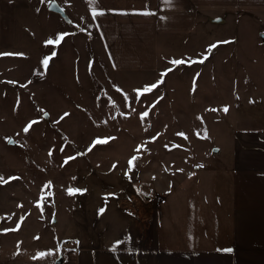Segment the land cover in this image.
Returning <instances> with one entry per match:
<instances>
[{
	"label": "rangeland",
	"instance_id": "rangeland-1",
	"mask_svg": "<svg viewBox=\"0 0 264 264\" xmlns=\"http://www.w3.org/2000/svg\"><path fill=\"white\" fill-rule=\"evenodd\" d=\"M56 1L69 20L47 0H0V53L23 54L0 56V176L8 181L0 183V259L17 263H43L34 259L42 250L51 253L42 260L57 261L81 243L115 244L113 233L130 221L127 206H206L227 186L237 131L264 124V12L162 36L158 66L137 70L114 65L88 0ZM59 33L70 35L58 46L45 43ZM54 50L45 70L42 61ZM177 59L186 62L171 63ZM170 68L137 99L135 90ZM203 129L206 139L196 135ZM133 155L139 159L126 175ZM69 187L85 191L69 195ZM22 216L19 230L5 231Z\"/></svg>",
	"mask_w": 264,
	"mask_h": 264
},
{
	"label": "crops",
	"instance_id": "crops-1",
	"mask_svg": "<svg viewBox=\"0 0 264 264\" xmlns=\"http://www.w3.org/2000/svg\"><path fill=\"white\" fill-rule=\"evenodd\" d=\"M149 3L147 8L99 9L104 14L95 21L117 68H156L160 38L192 35L199 21L226 24L245 11L264 12V0ZM145 10L155 14H140ZM216 17L222 21L210 20ZM234 142L231 171L223 179L227 186L206 206H127L125 231L113 233L114 242H125L115 251L114 244L81 243L57 261L54 255L47 261L39 258L43 263L1 258L0 264H264V124L240 129Z\"/></svg>",
	"mask_w": 264,
	"mask_h": 264
},
{
	"label": "snow or ice",
	"instance_id": "snow-or-ice-1",
	"mask_svg": "<svg viewBox=\"0 0 264 264\" xmlns=\"http://www.w3.org/2000/svg\"><path fill=\"white\" fill-rule=\"evenodd\" d=\"M42 2H43V0H42ZM47 2H48V4H49V6H53V7H57V8H59V5H57V4L55 3V0H47ZM162 2H163L166 6H170V5L172 4V0H162ZM88 3H89L90 6H91V12H92V17H93V19H95V18H96L97 16H99V15H103V14H104V12H103L102 10H98V9H99L98 0H88ZM59 10L62 11L63 9H59ZM140 14H142V15H154L155 13H152V12H150V11L145 10V11H143V12L140 13ZM68 35H70V33H59V34H57V36H56L55 39H53V38H49L45 43H46L47 45H56V46H58V45L61 44V42L64 40V38H65L66 36H68ZM221 43H227V42L225 41V42H221ZM216 46H217L216 44L210 45V46L208 47V49H207V52L210 54L211 51H212V49H214ZM56 54H57V53H56V51L54 50V51L51 52L50 56L45 57V58L43 59V61H42V65H43V68H44L45 70H46L47 67H48V64H49L50 59H51L52 57H55ZM5 55H23V54H22V53H0V56H5ZM206 58H207V57L204 56L202 59H199V60H189V61H187V62H190V63H203V62H204V59H206ZM185 62H186V61H184V60H182V59H177V60H173V61H171V63L174 64V65H180V64H183V63H185ZM170 71H172L171 68H170V69H167L164 73H161V79H160V80H158L156 83H153V84H151V85H146V86H144L143 89H142V91H141V90H135V91L137 92V99H138L139 96L142 95L143 93H149V92H152L153 89L157 88L159 84L163 83V76L167 75V72H170ZM13 83H15V82H13ZM250 102H251V101H250ZM154 106H155V104L152 105V107H154ZM210 110H211V111H217V109H210ZM222 110H223L225 113H227V112L229 111V107H228V106H224V107L222 108ZM45 115H47V113H45ZM67 115H69V114H68V113H65V114H64V116H67ZM148 115H149V112H148V111H144L143 113H141V119L147 117ZM61 119H63V117H61ZM198 119H201V120H202V117H198ZM38 122H39L38 120H33V121L29 122V124L25 126V128L23 129V131H24L25 133H27V132L29 131V129L32 127V125H34V124H36V123H38ZM202 132H203V134H201V132L198 131V132L196 133V135H197L198 137L202 138V139H206V138H208V136H207V130H206V129H203ZM178 135L184 136V138L187 139V137H186L185 134H183V133H178ZM111 139H115V138H114V137H111V138H105V139H99V138H98L97 140H95V141L93 142V145H92V146L94 147L96 144L107 143L108 140H111ZM152 139L155 140V137L152 138ZM143 147H144L143 145H139V146H137V148H136L134 151L139 152L140 149L143 148ZM176 147H180V146L177 145ZM89 150H91V148H90ZM74 158H75V157H69L68 159L70 160V159H74ZM138 159H139V157H138L137 155H133V156L129 159V161H128V165H129V166H128V169H127V171H126V173H125L126 175H127L128 173H130V172L133 171V168H134V166H135V165H134V162L137 161ZM113 167H115V165H113ZM197 167H203V165H197ZM178 171H182V170H178ZM9 179H16V178H15V177H12V178H9ZM7 182H8V181L5 180L4 177L0 176V183H7ZM50 186H51V182H48V184L45 185L46 188H49ZM82 191H85V190H81V189H73V188H71V187H69V188L67 189V193H68L69 195H73V194L76 193V192H82ZM49 195H51V193H49ZM41 199H43V196L41 197ZM36 206H37L38 208H41V211H43V209H42V205L40 204L39 201L37 202ZM18 207H22V205H18ZM104 211H105L104 208L99 209V212H100L101 214H102ZM25 218H26V217H23V216L20 218V221L17 223V227H16L15 229H6L5 231H16V230H19L20 224L24 221ZM37 238H38V237H37ZM126 239H127V238H126ZM124 242H125V241H116L115 244L113 245V251L116 250V247H117L118 245H120V244H122V243H124ZM76 243H79V242L77 241ZM222 251H224V252H231L232 249H223ZM50 254H51L50 252H49V253L41 252V253L38 254V257H34V259H36V258H40V259H42V258H44L46 255H50Z\"/></svg>",
	"mask_w": 264,
	"mask_h": 264
},
{
	"label": "water",
	"instance_id": "water-1",
	"mask_svg": "<svg viewBox=\"0 0 264 264\" xmlns=\"http://www.w3.org/2000/svg\"><path fill=\"white\" fill-rule=\"evenodd\" d=\"M55 3H56L57 5H59V8H57V7H53V6H49V7H48L49 10H51V11H53V12H57V13H59V14H61L66 20H69V17H68V15H67L65 9H64L62 6H60V4H59L56 0H55ZM59 9H63V10L61 11V10H59ZM210 20H211L212 22H221V21H222V18H218V17H216V18H210ZM45 117L48 118V114L45 115ZM9 143H10V144H13V143H14V140L11 139V140L9 141ZM59 261H60V260H59Z\"/></svg>",
	"mask_w": 264,
	"mask_h": 264
}]
</instances>
